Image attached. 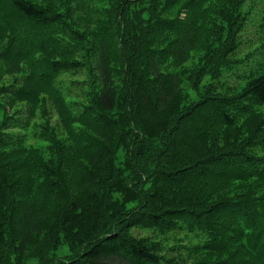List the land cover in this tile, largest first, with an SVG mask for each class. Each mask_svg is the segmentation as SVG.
Masks as SVG:
<instances>
[{"label":"trees","instance_id":"obj_1","mask_svg":"<svg viewBox=\"0 0 264 264\" xmlns=\"http://www.w3.org/2000/svg\"><path fill=\"white\" fill-rule=\"evenodd\" d=\"M96 1L113 6L118 52L93 34L84 60L67 64L66 55L80 49L68 41L86 42L69 16L31 0H8L10 46L18 42L14 24L20 23L29 51L44 62L49 59L33 44L47 38L48 57L57 53L50 44L60 37L65 60L54 62L56 73L75 66L93 71L99 84L79 115L58 100L53 105L66 116L64 131L75 146L56 141V128L39 126L58 161L49 165L32 150L21 165L0 166V264L29 258L39 264H186L187 257L205 253L223 255L224 264H257L264 242V157L250 151L264 147V119L245 134L239 126L253 109L264 108V61L238 76L244 84L238 93L218 94L213 85L196 101L182 92L178 72L194 53L200 65L191 78L194 89L206 76L214 84L222 70H234L231 54L245 26L238 10L246 0ZM214 46L217 53L209 56ZM18 68L32 72L24 62ZM59 92V99L71 98ZM25 94L38 103V94ZM7 119L4 135L19 129ZM21 170L25 178L14 180ZM170 234L203 242L174 247L177 261L163 245ZM62 246L64 257L57 256Z\"/></svg>","mask_w":264,"mask_h":264},{"label":"rangeland","instance_id":"obj_2","mask_svg":"<svg viewBox=\"0 0 264 264\" xmlns=\"http://www.w3.org/2000/svg\"><path fill=\"white\" fill-rule=\"evenodd\" d=\"M31 1L43 6L50 5L56 11L69 16L68 23L72 24L77 32L86 40L85 43L77 41L70 43L71 41H68L69 45H74L76 48L78 47L80 49H77L79 52L75 55L72 53L66 55L67 64L74 61L77 63L82 59L84 60L87 48L83 47H92V39H94L93 34L102 36V38L109 43V48L113 54L114 51L118 52L117 41L114 39V33L116 31H114L112 27L113 22L117 18L112 11L113 6L96 0ZM7 6L8 0H4L2 3L0 2V74L2 76H0V127L3 126L6 121L8 122L7 118L12 117V123L19 124V127L17 126L19 129L15 131L8 130L6 131V135L0 131V137H4L5 139L3 142L0 141V166L9 165V167H13L15 165H21L22 162L27 161L32 150L37 152L49 165H52L51 160L54 159L58 161L57 153L53 149L55 144L46 142L45 135L42 133L43 128H56V133L58 135L55 137L56 141L63 143L65 147L71 145L75 146L73 139H69V136L64 131V128H68L65 126L68 123L65 121L66 116L63 118L59 113L60 110L56 106L58 110L54 109L55 107H53V105L58 100V106V103H63L68 108H73L74 112L79 115L86 110V105L90 106V94L94 92L99 83L93 81V71L85 72L82 69H73L75 66H68L65 69L58 67L60 68V72L56 73L54 62L65 60L60 53L66 50V44L59 39L60 37L56 38L58 43L50 44V46H53V49L56 48L57 50H51V48H49V50L57 51V53L54 52L48 57L46 54L47 44L44 43L47 38L43 39V41L38 40L33 44V49L38 48L40 52L44 53L46 59H49L48 61L44 60V62L36 61L33 53L29 51V35L28 33H24L20 23L14 24L18 33V42L10 46V41L5 38L4 33L5 22L12 17ZM238 13L239 17L244 19L245 26L237 37L239 46L236 48L235 53L231 54V61L236 62L233 65H237L232 67V69H234L233 71H228L226 69L222 70L221 77L218 79L220 81L213 84L212 78L206 76L202 82L197 84L198 88L194 89L195 84H192L193 79L191 81V78L193 74H196L199 68L198 66H200L199 61L195 59L198 55L194 53V58L185 64L182 69L178 70L180 75H183V80H185L183 83L184 91L182 92H184V95L189 97V99L193 101L199 100L213 85L218 94L231 96L234 94V91L238 93V91L244 88V84L240 82L238 76L249 75L252 71L261 68L262 62L264 61V33L262 31V26L264 24V0H246L240 11L238 10ZM13 45L22 53L18 50L16 55V51L12 49ZM227 45L230 47L229 43H227ZM214 47V49L207 50V52L210 51L209 56L213 52L217 53L218 47ZM204 49L206 50L207 48ZM204 54H206L205 51L200 53V56L202 57ZM90 61L93 60L90 59ZM22 62L29 64L32 67V72L30 68L25 71L22 68H18L19 64ZM17 63L19 64L17 65ZM11 64H13V67H10ZM94 65H96V63H94ZM189 77L190 79L188 81ZM50 81L51 83H49ZM83 84H86V87ZM58 89L64 93L63 95L67 97L71 96V98L66 100L59 99L61 94ZM85 90L88 93L84 92ZM25 92H27V94H29V92L36 93V95L38 94V103L36 105L33 104L31 101L33 96L26 95ZM23 100L27 102H21ZM27 116L30 117V119H28ZM54 116L55 118L53 119ZM33 118L36 119L32 120ZM263 119L264 108L253 109L252 113L247 116V119H244L245 122H243L244 120L241 122L242 126H239L241 128L239 133L245 134L249 128H254V126L261 124L260 122ZM39 126L43 128L41 129ZM89 135L94 136V134ZM241 140H246V135L242 137ZM97 147H99V145ZM101 147L102 146H100V148ZM93 151L94 150L90 151V153L92 154ZM248 151H250V149H248ZM250 152L264 157V147L254 148ZM13 153H16V155ZM107 157H110V154L107 155ZM84 169L83 173L86 174ZM7 171L8 169H5L4 173ZM25 174L23 170L17 172L14 180L19 176L25 178ZM7 175L9 178H12L14 174L8 173ZM147 234V232L142 233L143 236ZM185 238L186 235L183 234H170L166 237L167 241L163 245L164 248H166V255L168 254L169 258H177L175 260L179 261L180 256H177L178 253H172L171 251L174 247L179 248L180 245L192 246L203 242V239H198L195 243H192L191 241H186ZM257 250L261 251L263 254V256L258 259L257 264H264V242L260 244V248H257ZM67 254V248L62 246L57 256L64 257ZM200 259L204 264H224L223 262L225 261L223 255L214 253H205V255L200 256ZM200 259L187 257L186 264H198L197 260L199 261ZM26 264L39 263L35 258H29L26 259ZM254 264H256V262Z\"/></svg>","mask_w":264,"mask_h":264}]
</instances>
